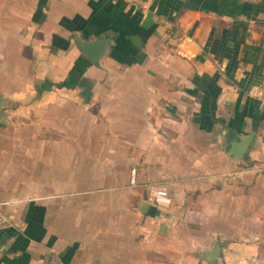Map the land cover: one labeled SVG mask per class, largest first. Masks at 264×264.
<instances>
[{"label": "crops", "instance_id": "obj_1", "mask_svg": "<svg viewBox=\"0 0 264 264\" xmlns=\"http://www.w3.org/2000/svg\"><path fill=\"white\" fill-rule=\"evenodd\" d=\"M255 84L264 0H0V264H264Z\"/></svg>", "mask_w": 264, "mask_h": 264}, {"label": "water", "instance_id": "obj_2", "mask_svg": "<svg viewBox=\"0 0 264 264\" xmlns=\"http://www.w3.org/2000/svg\"><path fill=\"white\" fill-rule=\"evenodd\" d=\"M78 47L90 59L96 63L100 56L104 53L105 42L103 40L97 41H78ZM249 138V137H248ZM248 138L232 143L229 151L236 158L240 159L248 146ZM148 206V203H147ZM220 254V246L216 244L212 249L207 250L203 254V259L207 262H213Z\"/></svg>", "mask_w": 264, "mask_h": 264}, {"label": "built area", "instance_id": "obj_3", "mask_svg": "<svg viewBox=\"0 0 264 264\" xmlns=\"http://www.w3.org/2000/svg\"><path fill=\"white\" fill-rule=\"evenodd\" d=\"M127 4L142 6L145 0H122ZM249 96L259 99L264 103V84L252 85L248 90ZM130 183L135 184V175L132 174L130 177ZM147 200L153 205H168L170 204V196L166 189L162 187L151 186L149 188V193ZM10 222L9 215L0 208V226L6 225Z\"/></svg>", "mask_w": 264, "mask_h": 264}, {"label": "rangeland", "instance_id": "obj_4", "mask_svg": "<svg viewBox=\"0 0 264 264\" xmlns=\"http://www.w3.org/2000/svg\"><path fill=\"white\" fill-rule=\"evenodd\" d=\"M27 111H31V110H27ZM7 123L8 124H12V125H22V124H26L27 122V119H26V111H12L11 114L7 115V119H6ZM13 129V128H12ZM17 130V128H14L13 131ZM8 131L5 133V131L3 132V139L5 140H12V139H18L19 141H22V140H26V132L23 131V130H20V131ZM25 148H22V147H19V152L21 151H24ZM22 160V159H21ZM19 186L21 187L25 181H20L19 182ZM202 232H196L195 236H196V240H198L199 238L202 239V236H200ZM211 243H208L205 245L206 246H210ZM211 246H214V245H211ZM201 252L202 250H200L199 248V251H198V248L196 250V253H195V259H194V263L193 264H212V263H208L206 261H202L200 260L199 258L201 257ZM222 260V259H221ZM218 262H216V264H221V261L219 260H216ZM250 261L247 260V262L245 264H249ZM177 264H186V260L184 259L183 261H178ZM190 264V262L188 263ZM223 264H226V262H224L223 260ZM228 264H233V263H228ZM255 264V263H254ZM259 264H262V263H259Z\"/></svg>", "mask_w": 264, "mask_h": 264}]
</instances>
